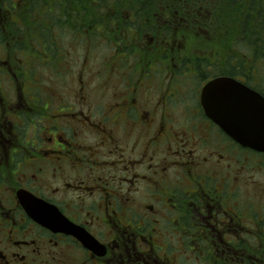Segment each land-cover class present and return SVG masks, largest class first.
Masks as SVG:
<instances>
[{"label":"flooded vegetation","instance_id":"obj_1","mask_svg":"<svg viewBox=\"0 0 264 264\" xmlns=\"http://www.w3.org/2000/svg\"><path fill=\"white\" fill-rule=\"evenodd\" d=\"M63 2L52 0V26L73 19ZM31 4L0 0V264H264V182L251 174L264 153L236 143L202 104L217 78L264 88L166 58L165 46L180 49L160 38L162 64H106L97 77L115 79L107 88L79 81L66 95L27 73L26 85L15 29ZM123 36L140 50L153 43Z\"/></svg>","mask_w":264,"mask_h":264},{"label":"trees","instance_id":"obj_2","mask_svg":"<svg viewBox=\"0 0 264 264\" xmlns=\"http://www.w3.org/2000/svg\"><path fill=\"white\" fill-rule=\"evenodd\" d=\"M34 2V7L36 4L42 5L41 0ZM55 6L62 13L61 16L71 14L73 19H78L72 27L75 26L81 34L90 28L88 34L92 36L91 43L104 33L100 29L103 26L108 31L107 38L121 46L127 42L124 46L128 47L130 54L136 51L137 56L133 57L139 62L141 59L147 62L163 58L158 54L161 49L156 44L158 38L171 43L170 47L179 39L176 43L177 46L181 43L180 51L166 53L165 49L169 47L165 46L162 50L164 57L180 59L179 64L182 65L215 67L208 72L205 70L204 75L243 78L247 75L246 80L251 85L258 88L264 86V0H64L63 7ZM99 9H104L102 16L98 15ZM158 9L165 11L162 13L166 16L165 22L155 18ZM56 23L58 27L60 22ZM133 32L139 36V45L145 42V36H150L153 43L144 45V50L136 49L132 44L134 38L123 36ZM41 35L46 41V44L41 45L48 49V55H56L51 43L53 38L46 36L45 31ZM207 37L217 49L218 40L222 41L219 37H222L228 43L227 49L232 50L233 54L228 53L224 61L218 60L220 55L217 50L214 51L213 59L200 57L199 53L205 51L201 42ZM212 47H208L210 52ZM236 51H240L241 55L235 54Z\"/></svg>","mask_w":264,"mask_h":264},{"label":"rangeland","instance_id":"obj_3","mask_svg":"<svg viewBox=\"0 0 264 264\" xmlns=\"http://www.w3.org/2000/svg\"><path fill=\"white\" fill-rule=\"evenodd\" d=\"M28 1L31 3V0H22L24 6L21 7L23 10L26 8ZM35 1L40 2V0ZM41 1L42 5L37 6L36 4L34 7L33 3L35 2L32 0L31 6H33V9L29 8L27 11V14H29L31 17L28 16V18H25L24 22H21V30L15 29V31H21V51L25 52V54L21 55V82L26 81L27 85L34 82L35 80L44 81L47 91L57 87V92L63 90L64 92H68L66 94L68 95L71 93L70 89L74 88L79 81H84L86 84H88L90 82L100 80L101 82L103 81V88L109 87L111 83L115 81V79L108 75L105 78L97 77L106 64L120 67V72L129 71V69H133L135 68V65L139 64L137 58L132 57L134 54L127 53L124 56L121 55L122 48L117 46L118 43L114 44L113 41L107 38L108 31L103 26H100L101 28H99L102 29L104 33L97 37L93 43L90 42V38H92V36L88 34V30L90 28L84 30V35H81L80 30H77L75 26L72 27L74 22H78L77 18L72 19L69 26L60 21V25H58V27L56 24L52 26V22L47 20L45 16L52 17L51 15H57L59 17L60 15L59 13L50 10L52 0ZM58 5L60 4L58 3ZM161 9H163V7H161ZM69 10L71 12L70 7ZM103 10L104 9H99V16L104 14ZM163 12L165 11L163 10ZM163 12L162 10L160 11V9L155 12L157 13L155 15V18H158L157 21L165 22L166 16L162 14ZM42 31H45V35H49V38H53L51 43H53L55 51L58 49V45L60 47L64 62L59 68L55 67V62L52 63L53 60L48 55V49L42 47L43 44H46V41L43 40L41 35ZM219 39H222L223 42L218 40V49L209 39V37H207V40L201 42L202 47L205 48V51L199 53V56L213 59L214 51L217 50L220 55L218 60L222 59L221 61H224V58L226 59L228 53L233 54L232 50L227 49L228 43L224 42L222 37H219ZM177 41H179V39ZM176 42L175 45H177ZM211 45H213V50L210 52L208 47L211 48ZM185 47L186 46L184 43V48ZM135 48L137 49V46ZM175 48L181 49V43L179 42L178 46H175ZM133 52L135 53V50H133ZM237 52L238 51H236L235 54L241 55V53H239L240 51L238 53ZM121 57L124 58V60H122ZM155 60L156 61L149 60L141 65L157 64L160 61V59L157 58ZM26 73L31 77L32 82L30 80V82L27 81L25 78ZM11 75H19V73H11ZM261 88H264V86H261ZM261 169L263 172H260L255 166V169L252 170L251 174L258 180L264 182V167ZM248 251L256 256L259 252V249L256 248V245H254L253 247L250 246Z\"/></svg>","mask_w":264,"mask_h":264},{"label":"water","instance_id":"obj_4","mask_svg":"<svg viewBox=\"0 0 264 264\" xmlns=\"http://www.w3.org/2000/svg\"><path fill=\"white\" fill-rule=\"evenodd\" d=\"M202 104L208 117L236 143L264 153V97L262 95L233 78L221 77L205 86ZM31 215L43 225L52 227L50 215ZM70 231L71 229L67 228V232Z\"/></svg>","mask_w":264,"mask_h":264}]
</instances>
